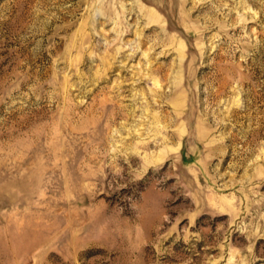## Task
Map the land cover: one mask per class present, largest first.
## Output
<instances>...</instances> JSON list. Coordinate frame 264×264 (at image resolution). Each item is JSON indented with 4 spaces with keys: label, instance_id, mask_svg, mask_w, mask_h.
Segmentation results:
<instances>
[{
    "label": "rangeland",
    "instance_id": "374dc122",
    "mask_svg": "<svg viewBox=\"0 0 264 264\" xmlns=\"http://www.w3.org/2000/svg\"><path fill=\"white\" fill-rule=\"evenodd\" d=\"M0 264H264V0H0Z\"/></svg>",
    "mask_w": 264,
    "mask_h": 264
}]
</instances>
